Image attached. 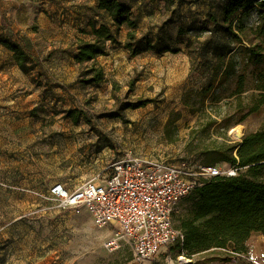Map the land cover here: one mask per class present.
<instances>
[{
    "label": "rangeland",
    "instance_id": "1",
    "mask_svg": "<svg viewBox=\"0 0 264 264\" xmlns=\"http://www.w3.org/2000/svg\"><path fill=\"white\" fill-rule=\"evenodd\" d=\"M121 1L139 17L136 44L142 52L129 55L124 26L119 32L120 42L108 43L109 53L98 59L106 80L84 84L80 81L82 67L74 57V42L78 36L92 37L82 32L91 29L92 19L101 22L98 0H0V37L22 44L35 61L24 72L13 53L0 43V138L26 144L30 151L28 159L0 145V264H26L30 240L34 241L38 264H169L170 248L139 262L125 242L116 249L106 247L105 242L117 228L113 224L97 226L85 207L79 213L60 208L50 189L57 178L72 191L99 181L108 175V165L128 151L172 163L187 161L195 168L205 165L208 146L217 138L213 131L216 125L210 133L204 131L198 124L199 113L191 112L183 94L189 88L207 85L218 63L224 68L234 59L240 71L241 58L239 51L232 54L238 45L221 15L230 0ZM74 6L83 18L71 17L70 12L76 13ZM213 14L219 16L218 22H214ZM243 19L249 26L256 25L258 10L250 9ZM55 67L60 68L59 76L66 73L65 78L54 74L55 80L50 76ZM245 72L248 92H252V67ZM133 78L137 80L132 86ZM63 84L66 88L60 86ZM234 88L232 75L217 88L221 93L217 104L233 100L235 96L230 94ZM139 101L146 104L124 108L126 103ZM35 107L37 116L31 113ZM71 109H77V122L66 116ZM204 109L208 113L216 110V95L207 98ZM54 112L58 114V129L48 137L46 128ZM170 116L180 117L172 127L174 140L166 134ZM237 126L242 129L241 136L232 133ZM263 128L264 108L233 123L228 136L242 141L246 131ZM218 165L230 167L225 161ZM33 168L46 174L45 192L39 198ZM191 196L178 207V225L188 214ZM261 242L262 233L250 237L247 243L251 255ZM216 251L186 257L190 259L188 264L223 261L226 254ZM174 254L173 259L178 261ZM251 255H239L244 260L238 264H264Z\"/></svg>",
    "mask_w": 264,
    "mask_h": 264
},
{
    "label": "trees",
    "instance_id": "2",
    "mask_svg": "<svg viewBox=\"0 0 264 264\" xmlns=\"http://www.w3.org/2000/svg\"><path fill=\"white\" fill-rule=\"evenodd\" d=\"M252 8L258 10L259 20L256 25L249 26L243 18ZM97 15L101 22L92 19L89 23L91 29L82 30L92 37L78 36L74 42V57L82 67L80 81L84 84L106 80L105 69L98 58L109 53L108 43L120 42L119 32L124 26L127 27L125 47L129 55L136 56L142 52L136 44L139 17L134 15L131 6L121 0H98ZM221 15L223 21L229 23L233 41L238 45L232 54L239 51L242 69L237 70V61L234 59H230L224 68L222 63H218L212 68L209 83L201 89H187L183 100L190 106L192 113H199L198 124L204 131L210 133L216 125L213 131L217 138L208 146L205 165L215 166L225 161L236 167L238 173L233 176H215L190 194L193 197L192 205L181 224H177L184 231V241L171 247L176 258H192L201 252L226 249L232 253L230 256L225 255L222 260L229 261L232 256L248 252L247 242L254 233L264 234V128L246 131L242 141H234L228 136V129L233 123L242 122L247 116L264 108V0H230L223 6ZM236 17L238 22L234 29ZM212 18L214 22L219 21L216 14ZM0 43L13 53L16 63L24 72L34 66L35 61L22 44L9 37H0ZM250 66L254 76L252 92H248L250 89L246 85L245 69ZM232 75H235V88L230 95L235 98L217 104L221 95L217 88ZM136 80L133 78L130 85L133 86ZM60 86L66 88L64 84ZM213 95H216V110L205 112L207 98ZM194 96H200V99H193ZM145 104V101L129 102L124 108H138ZM76 112L77 109L68 110L66 116L74 117L77 122L79 116ZM31 113L37 116L38 108H33ZM179 118L170 116L167 121L166 134L171 140H174L172 127Z\"/></svg>",
    "mask_w": 264,
    "mask_h": 264
},
{
    "label": "built area",
    "instance_id": "3",
    "mask_svg": "<svg viewBox=\"0 0 264 264\" xmlns=\"http://www.w3.org/2000/svg\"><path fill=\"white\" fill-rule=\"evenodd\" d=\"M109 173L99 181L83 184L73 191L64 183L54 184L50 193L64 210L81 212L85 207L95 224L117 228L105 242L110 249L124 242L135 260L153 259L160 252L184 241V231L177 226L175 215L181 201L197 187L215 176H233L234 166L201 165L195 168L182 161L172 163L126 152L112 161ZM244 255V254H239ZM173 259L169 264H188L189 258Z\"/></svg>",
    "mask_w": 264,
    "mask_h": 264
},
{
    "label": "bare ground",
    "instance_id": "4",
    "mask_svg": "<svg viewBox=\"0 0 264 264\" xmlns=\"http://www.w3.org/2000/svg\"><path fill=\"white\" fill-rule=\"evenodd\" d=\"M57 116H58L57 112H54L50 117V122L46 128V133L48 137L53 136V133H55V131L58 129ZM232 133H234L237 136H241L243 132L240 126H237L232 129ZM0 145H4L13 150L19 151L23 153L25 156H27V158L29 159L30 151L27 150L26 144H21V143L13 142L11 140H5L0 138ZM33 169H34L33 171L35 176V187H36L35 194H36V198H39L45 192L46 174L42 169H35V168ZM53 182L54 184H57V183H62L63 180L57 178ZM26 260H27L26 264H38V259L34 253L33 240H30L29 243L27 244Z\"/></svg>",
    "mask_w": 264,
    "mask_h": 264
},
{
    "label": "crops",
    "instance_id": "5",
    "mask_svg": "<svg viewBox=\"0 0 264 264\" xmlns=\"http://www.w3.org/2000/svg\"><path fill=\"white\" fill-rule=\"evenodd\" d=\"M66 1H70V0H66ZM64 2V1H63ZM72 9H74L75 10V12L76 13H74V12H70V13H72V15H71V17H73V18H79L78 16H81V18H83V14L81 15V14H79L80 12L79 11H77V10H79V9H77V7L76 6H74V8H72ZM67 15H68V12H67ZM81 21V20H80ZM100 57H102V56H100ZM100 57L98 58V59H100ZM53 70V69H52ZM55 71H54V73H52L50 76H52L53 78H55V80H57L56 79V77L54 76V74L55 75H57V76H59L60 74H59V71H57V70H60V68L59 69H57V67H55V69H54ZM65 74L66 73H64V75L62 76H59V77H63V78H65ZM98 89V88H97ZM78 90H80L79 88H78ZM263 249H264V242H261V243H258V245H256L255 247H254V249H253V251H251L253 254L251 255L250 253H249V250H248V252H247V254L248 255H251V256H253V257H259L260 258V260H258V261H260V262H264V252H263ZM221 250H223V254L225 255H228V256H230L231 255V251L230 250H226V249H219L218 251L221 253L222 251ZM218 251H216V252H218ZM242 260H244V258L243 257H241V256H239V255H235V256H232V258H231V260H229V261H217L216 260V264H238L239 263V261H242ZM263 264V263H262Z\"/></svg>",
    "mask_w": 264,
    "mask_h": 264
}]
</instances>
